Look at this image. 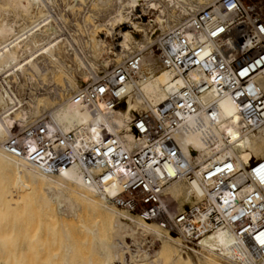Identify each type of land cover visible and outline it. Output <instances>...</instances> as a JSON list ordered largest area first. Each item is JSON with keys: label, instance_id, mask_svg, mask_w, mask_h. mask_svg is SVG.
Returning <instances> with one entry per match:
<instances>
[{"label": "bare ground", "instance_id": "obj_1", "mask_svg": "<svg viewBox=\"0 0 264 264\" xmlns=\"http://www.w3.org/2000/svg\"><path fill=\"white\" fill-rule=\"evenodd\" d=\"M216 1L101 0V4L109 7L107 16L89 23L84 35L69 38L70 34L69 37H64L66 32L61 34V26H57L56 19L48 12L51 1L0 0V193L4 195L9 184L17 185L14 188L17 191L19 186L26 185L27 193L34 190L39 194L36 200L37 194H29L30 191L29 198L34 196L32 199L38 203L40 200V208L47 209L55 222L51 240L46 236L40 241V233L37 238V232L27 233L32 237H27V244L24 237L25 247L19 245L21 237L13 230L17 240L10 228L6 234L10 237L7 240L12 242L11 248L10 243L8 246L11 262L34 264L44 255V264H132L133 261L139 264H264V261L246 257L223 232L207 235L200 241L199 248L184 250L181 239L157 223L137 219L115 206L112 199L120 193L117 185L101 192L88 184L76 167L60 174H46L43 169L54 159L53 150L28 162L5 149L6 141L17 127L39 122L46 124L49 130L59 127L63 133L77 130L80 138L90 136L97 142L112 133L131 147L133 118L138 114H154L158 106L169 99L173 88L183 84L162 65L159 49H153L150 44L158 39V31L163 33L179 25ZM139 8L145 15L155 14L150 27L141 26L143 17L142 13L138 14ZM12 11L16 13L14 19L9 18ZM94 28L105 32L97 36L93 34ZM115 36L117 43L113 51L107 39ZM138 53L142 57L141 67L133 73L114 110H105L100 102V110L94 114L74 103L72 96L96 74L105 73L111 66ZM72 65L82 70L80 78L72 75ZM61 75L67 76L64 83L60 82ZM254 83L264 90V73L256 76ZM26 90L28 94L24 96ZM203 101L216 105V120L211 121L202 114L201 118L186 122L174 137L198 171L194 179L174 181L166 187L164 204L170 208L171 215L184 210L183 203L197 204L213 186V182H200L198 178L209 167L220 170L224 160L233 159L236 168L245 172L255 159L264 160L263 131L255 135L246 131L238 105L230 97H219L212 90ZM46 114L49 116L45 117ZM27 196H23V200ZM0 205L4 206L2 202ZM83 216H91L94 223L76 226ZM148 238L151 249H144L143 242ZM38 242L42 244V255L35 248Z\"/></svg>", "mask_w": 264, "mask_h": 264}, {"label": "built area", "instance_id": "obj_2", "mask_svg": "<svg viewBox=\"0 0 264 264\" xmlns=\"http://www.w3.org/2000/svg\"><path fill=\"white\" fill-rule=\"evenodd\" d=\"M157 48L162 65L183 84L173 88L154 114L133 118L131 147L112 133L97 142L90 136L80 138L77 130L63 133L39 122L17 127L5 143L6 151L33 162L53 150L54 159L43 169L46 174L76 167L101 192L117 185L115 206L157 223L180 238L184 250L199 248L204 237L223 232L246 257L264 261L263 159H255L245 172L236 168L233 159H226L220 170L209 167L199 174L200 182L213 186L197 204L173 215L164 204L170 183L196 177V166L174 137L186 122L202 114L216 120V105L203 101L208 92L228 96L238 105L246 131L264 133V90L254 83L264 73V0H218L163 32ZM140 54L96 74L72 96L74 103L94 114L100 102L105 110H114L141 67Z\"/></svg>", "mask_w": 264, "mask_h": 264}, {"label": "rangeland", "instance_id": "obj_3", "mask_svg": "<svg viewBox=\"0 0 264 264\" xmlns=\"http://www.w3.org/2000/svg\"><path fill=\"white\" fill-rule=\"evenodd\" d=\"M49 1L52 2V5H48V12H50V14L54 17V19H56L57 26L58 27L61 26L60 27L61 34L63 32L64 33L66 32L65 34L63 33L65 35L64 37H69V34H70L69 38L80 36V35H84V32L86 30L85 28H87L89 26V23L90 24L91 23L94 24L97 21H99L101 19H104L107 16V14H108L107 13V9L109 7L108 6H104L103 4H101L100 3L101 0L100 1L99 0H82V1L81 0H67V1L66 0H49ZM1 5L2 4L0 3V6ZM114 7H115V3L112 4L111 8L114 9ZM141 9L142 8L138 9V14L140 15V13H142L141 16L143 17L142 21H141V23H142L141 26L150 27L149 26L150 21L155 19L154 18L155 14L153 12H151V15H150V13L145 15L141 11ZM110 11H108V12H110ZM12 12L9 15L10 19H14L15 16H16V13L14 11H12ZM100 12H101V14H100ZM175 12L177 13V15L179 14L178 10H175ZM175 12H173V13L176 16ZM96 13H98V14H96ZM184 18H186V17H184ZM58 19H60V20H58ZM64 20H65V22H64ZM122 28L126 30V27L122 26ZM94 29H93V34H96L97 36H100V35H102L101 34L102 32H105L102 29H95V30ZM161 34H162V32L158 31L157 32L158 39L154 40L153 44H150V46L153 47V49L157 48V42H158V40L160 38L159 36H161ZM116 39H117L116 36L115 37H109L107 39V41L112 45V50L113 51H115V47L114 46H116V43H117ZM97 61L99 62V61H102V60L98 59ZM120 63H122V61H120L118 64H120ZM113 64H115V62H113L112 65ZM72 68H73L72 75L75 78H80V75H82L81 74L82 70H80V67H78L77 65H72ZM110 68H108V69H110ZM102 70H103V67H102ZM60 79L62 80V81L60 80V82L64 83L65 80L67 79V76L66 75H61ZM26 93L28 94L27 90L25 92H23V95L25 96ZM48 116H49V114L45 115V117H48ZM18 185H20V184H18ZM25 186H19L20 188L23 187L24 190L19 189V187H18V191H21V194H18L20 192H18L17 190H14V188H16L17 185L15 187L12 184L8 185V189L6 190V192H7L6 195L7 196L5 195L6 192H4V195H2L0 193L1 194L0 195V203L2 202V204H4V206L0 205L1 206L0 207V228H1L0 229L1 230V232H0V234H1L0 235V242L3 239V242L0 243V264H11V263L14 264L13 262H11L12 260L9 257V253H10V248H11V243L12 242H9V240H7V239L10 238L7 235L8 231H10V228L12 229V233L13 234L16 232L15 234L18 235L19 238L21 237V239L18 242L20 243L19 245H21V246L24 245L22 247H25L27 242L29 243L28 238H27V237H29L28 234L32 235L33 232H35V233L37 232L36 234L34 233L35 234V238H37V235H39V233H40L41 236H39V240L41 238H43V237H46V236L49 238V240H51L52 237H53L52 236V231L54 229V223H55L54 219H52L50 217V215H48L49 213H48L47 209H43V210H45V211H43L40 208L42 206V205L41 206L39 205V204H41V201L39 200L40 203H38L36 201L38 199L39 194L35 193L34 190L32 192V190H30L31 189L30 188L28 190H30L31 192L29 191L30 193L29 192L28 193L29 194L32 193V195H34V196L37 194V198L35 197L36 200L32 199V198H34V196L32 197L31 195L30 196L32 198H29V195H28L27 190H26V188H28V187L27 186L25 187ZM23 191H26V193H27L26 194L24 192V194H23L24 198H26L25 196L28 195L27 199L28 200L30 199V202L27 199L23 200V196H22V192ZM17 194H18V197L16 196ZM3 196H4V200H3ZM31 200H33V202ZM3 201H4V203H3ZM14 201H15V203H14ZM5 202H6V204H5ZM189 206H191L190 203H183L181 208L184 209V208H188ZM45 212H47V213H45ZM86 217H87V219H86ZM81 220H82V222L80 221V222H77V224H75V223L74 224L76 226H78V225L84 226L85 224H89L90 225V224L94 223V220L92 219L91 216H83V218H81ZM81 226H79V227H81ZM13 230L14 231L16 230V231L14 232ZM16 235H15V237L18 240V237ZM31 235H30L29 239L32 237ZM24 237L27 239V240H25L26 244H25V242H23L24 241ZM149 239L150 238H148L146 240L147 242L146 241L143 242V244L145 246V247L143 246L144 249H146V248L147 249H151V245L149 243L151 241V239L150 240ZM9 243H10V248L8 247ZM148 244H149V248L147 247ZM41 245L42 244H40L38 242V244L35 246V248H37L38 252L40 250L39 253H41V251L43 249ZM132 247H131V249L134 250L135 247L134 246H132ZM83 252L87 253V250L84 249ZM41 255H42V253H41ZM43 256H41L39 259L35 260L36 262H34V264H44ZM128 256L130 257V255H128ZM16 262H17V264H18V262H20V264H22V261L18 260ZM132 264H139V263H136L135 261H133Z\"/></svg>", "mask_w": 264, "mask_h": 264}]
</instances>
